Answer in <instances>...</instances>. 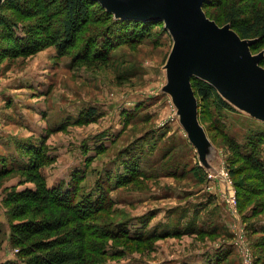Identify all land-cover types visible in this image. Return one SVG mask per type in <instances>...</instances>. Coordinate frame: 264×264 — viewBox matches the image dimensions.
<instances>
[{"label":"rangeland","instance_id":"obj_1","mask_svg":"<svg viewBox=\"0 0 264 264\" xmlns=\"http://www.w3.org/2000/svg\"><path fill=\"white\" fill-rule=\"evenodd\" d=\"M13 1L0 11V171H10L0 178V262L19 259L10 238L20 221L9 200L36 188L25 169L38 152L52 189H73L78 175L95 197L99 182L112 187L111 204L84 221L86 264H264V189L224 143L234 140L245 154L255 147L264 164V119L218 88L235 110L196 95L195 105L180 100L170 73L176 40L164 21L138 32L92 7L70 54L55 46L25 54L37 39L54 38L63 7L46 5L37 16L34 0ZM230 1L248 15L255 5L264 10V0L203 7L234 32L218 21ZM249 41L264 68V39ZM124 176L131 179L117 187ZM119 227L132 240L111 238Z\"/></svg>","mask_w":264,"mask_h":264},{"label":"trees","instance_id":"obj_2","mask_svg":"<svg viewBox=\"0 0 264 264\" xmlns=\"http://www.w3.org/2000/svg\"><path fill=\"white\" fill-rule=\"evenodd\" d=\"M16 1L18 2L17 7L19 5L21 6V0ZM16 1H13V3L16 4ZM34 1V9L37 16L46 12V5H49V11L53 8H59V6L61 8L63 7V13H60L62 15V27L56 32L54 38L47 36V40L43 43H40L37 39L35 41L36 47L28 48V50L24 51L25 54L28 52L33 53L34 51H38V49L42 50L49 46H55L59 55L65 56L70 54L68 49L76 45L78 38L83 33L84 26L90 24L92 21V7H96L103 18L109 22H113L116 25H132L138 28V32H142L147 28L151 29V26L161 23L157 20L117 19L115 14L108 11L98 0ZM211 1L207 0L205 2L204 9L208 4L212 3ZM10 2L11 0H4L0 6V11L2 12L5 5ZM54 4L57 5L53 6ZM222 14L224 16L223 19L218 21L230 24L241 39H264V10L261 7L255 5L248 15L245 10H242L236 5V2L230 1L225 12ZM207 16L210 18L209 14ZM6 23V18L0 17V28L5 27ZM17 27L15 24L10 26L12 33L15 32L14 34H16ZM20 41L22 40L15 39L12 43L16 44ZM125 41L128 42L131 40L126 39ZM252 47L254 48V44ZM104 48L105 44L102 46V49ZM112 48L113 46L106 52L108 58L114 49ZM11 56H14V54ZM85 56L79 54L76 58L83 60ZM76 58L73 59L74 63L77 62ZM90 60L86 57V64L88 66L92 64ZM192 85L195 95L204 103L217 100L221 108L235 110L211 83L193 77ZM224 143L240 161L242 160L244 162L246 170L248 169L256 173L264 189V164L261 160L260 150L254 147L250 149L251 152L249 154H245L234 140L225 137ZM40 156L41 153L37 152V156L32 158V163L27 168L25 167L26 172H29L27 182L35 184L36 188L18 193L9 200L13 207L11 212L12 218L20 221L18 225L12 227L10 244L14 248H19V259L23 264H86L87 238L85 230L87 227L84 221L89 220L96 211H99L98 209L108 206L109 201L111 204L110 193L112 192V187L110 185L104 186L99 182L97 185V193L99 196L95 197L96 193L92 191L87 192L81 187L82 180L78 178V175L74 177L75 181L72 183L73 189L67 191H64L62 188L52 189L42 174L40 169L42 164H38L37 160ZM8 172L10 171L1 170L0 178L5 177ZM135 173L139 174L141 171L138 170ZM231 174L233 177H236L240 174V171L233 169ZM129 179L131 177H121L120 181H123L118 182L117 187L126 184ZM77 232H79L78 235L76 234ZM1 234L2 231L0 230ZM110 234V237L114 239L119 236H126L127 239L132 240L130 232L122 230L120 227L115 230L111 228ZM140 239L142 237L138 240ZM25 257L29 259L26 258L27 260H25ZM18 261L8 260L0 262V264H19Z\"/></svg>","mask_w":264,"mask_h":264},{"label":"water","instance_id":"obj_3","mask_svg":"<svg viewBox=\"0 0 264 264\" xmlns=\"http://www.w3.org/2000/svg\"><path fill=\"white\" fill-rule=\"evenodd\" d=\"M98 1L116 18L166 23L176 40L170 73L180 100L195 105L191 79L198 76L264 119V68L251 55L252 41L210 20L207 0Z\"/></svg>","mask_w":264,"mask_h":264}]
</instances>
